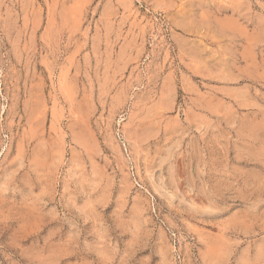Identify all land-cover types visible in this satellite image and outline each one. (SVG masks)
I'll use <instances>...</instances> for the list:
<instances>
[{
  "label": "rangeland",
  "instance_id": "obj_1",
  "mask_svg": "<svg viewBox=\"0 0 264 264\" xmlns=\"http://www.w3.org/2000/svg\"><path fill=\"white\" fill-rule=\"evenodd\" d=\"M0 264H264V0H0Z\"/></svg>",
  "mask_w": 264,
  "mask_h": 264
}]
</instances>
